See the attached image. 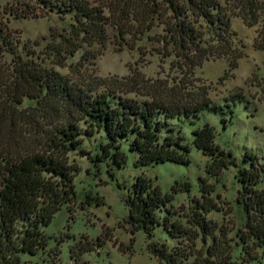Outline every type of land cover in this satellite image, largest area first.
Wrapping results in <instances>:
<instances>
[{
	"label": "trees",
	"instance_id": "1",
	"mask_svg": "<svg viewBox=\"0 0 264 264\" xmlns=\"http://www.w3.org/2000/svg\"><path fill=\"white\" fill-rule=\"evenodd\" d=\"M14 3L18 6L0 10V53L11 54L6 69L0 63V103H4L0 104V124L8 125L6 136H2L4 128L0 125V264H30L25 256H34L45 248L48 237L44 228L61 206L71 204L76 197L74 177L79 166L71 161L70 153L86 155L95 164L104 162L111 172L125 164L126 152L135 154V167H145L164 162L188 164L192 148L209 159L205 171L210 175L235 167L239 184L236 200L244 215L241 227L231 234L228 222L208 216L212 210L222 215L224 212L212 202L209 195L213 189L203 179H199V195L191 196L184 207L191 215L183 222L171 206V193L188 191L189 183L177 189L175 182L171 193L162 192L141 172L122 198L127 210L124 222L130 232L143 231L149 251L165 264H232L236 248L243 262L264 258V158L248 149L238 160L230 150L216 144L210 121L199 123L201 113L206 111L219 115L226 127L234 113L233 101L216 104L202 98L187 104L154 95L135 99L107 87L92 93L86 84L70 81L38 64L30 57L34 52H17L8 20L3 17L4 13L14 18L69 15L72 23L68 36L56 33L54 38L60 40L49 49L59 57L63 52L72 54L83 44L103 47L111 28L126 42L153 32L165 53L194 66L208 57H239L232 47L230 16L239 17L247 26L260 24L254 46L264 50V0H224L223 4L218 0ZM128 88L124 92L132 91L133 86ZM24 97L36 101V106L28 107L34 111L30 115L36 113L45 119L46 127L35 130L32 141L25 137L23 126L18 128L27 108L19 110L15 105ZM236 99L241 101L239 96ZM1 109L8 110L7 119ZM59 118L60 122L54 124ZM187 125L188 134L183 131ZM94 135L99 141L91 155L82 143ZM156 228L164 231L167 239L179 238L184 244L169 246L165 240H154ZM102 243L99 237L84 239L70 251L77 259Z\"/></svg>",
	"mask_w": 264,
	"mask_h": 264
},
{
	"label": "rangeland",
	"instance_id": "2",
	"mask_svg": "<svg viewBox=\"0 0 264 264\" xmlns=\"http://www.w3.org/2000/svg\"><path fill=\"white\" fill-rule=\"evenodd\" d=\"M218 1L224 3V0ZM12 6H18L14 0H0V10L8 11ZM3 17L8 20L12 37L19 40V43L12 41L17 52H34L30 57L38 64L52 68L70 81L86 84L92 88V93L107 87L135 99H147L154 95L187 104L202 98L216 104L233 101L234 113L228 118L226 127H223L219 115L206 111L201 113L199 123L210 121L215 128L216 144L230 150L238 160L248 149L264 158V50L254 46L260 24L247 26L239 17L230 16L232 47L234 55L239 57H208L199 65L189 66L180 57L165 53L162 43L156 41L158 37H153V32L140 40L128 39L130 41L126 42L111 28L107 30L103 47L83 44L72 54L63 52L59 57L49 49L60 40L54 38L56 33L68 36L72 23L69 15L61 18L50 13L44 17L14 18L4 13ZM10 59L11 54L0 53V63H3L4 69ZM129 86H133L132 91L124 92ZM2 102L0 104L4 106ZM36 105L35 99L29 97H24L21 103L15 105L19 110L27 108V115L19 121L21 125L18 128L23 126L29 141L35 136V130L46 127L45 119L36 113L30 115L34 111L28 107ZM1 111L5 114L4 119H7L8 110ZM60 119L54 124L59 123ZM0 125L4 128L2 136H6L7 123ZM188 127L183 128L186 134ZM98 141V135L87 137L83 140L82 148L93 155ZM126 154L125 164L111 172L107 171L104 162L95 164L86 155L69 154L71 161L79 166L74 177L76 197L71 204L61 206L44 228L48 237L46 246L34 256H25L30 264H165L149 251V240L144 232L139 230L133 234L124 222L127 210L123 195L141 172L158 184L162 192L171 193L175 182L177 189L189 183L188 191L182 188V191L171 193V206L183 222L189 220L191 215L184 207L188 206L191 196L199 195V179H203L204 184L213 189L209 195L212 202L224 212L222 215L212 210L208 216L228 222L231 234L241 227L244 215L236 200L239 184L234 166H228L218 175H210L205 171L209 159L193 148L188 164L164 162L135 167V154ZM97 237L103 242L100 246L74 258L76 253L72 255V246L84 239L91 241ZM153 239L160 242L165 240L169 246L184 244L179 238L167 239L160 228L154 230ZM232 264H264V258L243 262L241 252L236 248L232 252Z\"/></svg>",
	"mask_w": 264,
	"mask_h": 264
}]
</instances>
